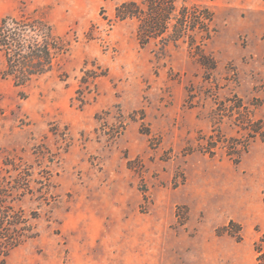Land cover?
I'll return each mask as SVG.
<instances>
[{"label": "rangeland", "instance_id": "374dc122", "mask_svg": "<svg viewBox=\"0 0 264 264\" xmlns=\"http://www.w3.org/2000/svg\"><path fill=\"white\" fill-rule=\"evenodd\" d=\"M126 1L0 0L54 34L22 84L0 51V259L264 264V0H175L143 43Z\"/></svg>", "mask_w": 264, "mask_h": 264}, {"label": "trees", "instance_id": "16d2710c", "mask_svg": "<svg viewBox=\"0 0 264 264\" xmlns=\"http://www.w3.org/2000/svg\"><path fill=\"white\" fill-rule=\"evenodd\" d=\"M144 1V2H143ZM122 2L116 7L119 19L137 18L139 20L137 34L140 41L150 37H158L168 31L171 13L174 11L175 0H143ZM145 3L146 11L141 7ZM193 10V9H192ZM197 10L183 7L176 17L178 32L182 36L189 30L203 29L205 12L196 14ZM206 16V17H205ZM212 19L211 15L208 16ZM53 31L51 25L42 16L21 14L8 16L0 20V51L4 54L6 71L12 75L18 84L25 83L35 76L49 72L52 69ZM22 216V214H21ZM23 218V217H22ZM22 223L26 220L23 218ZM23 230L25 227L22 228ZM16 231L15 229H13ZM21 230V228H19ZM22 232L11 235L8 229L0 226V255L5 254V244L15 245L23 236ZM10 241V242H9ZM0 264H6L0 259Z\"/></svg>", "mask_w": 264, "mask_h": 264}]
</instances>
